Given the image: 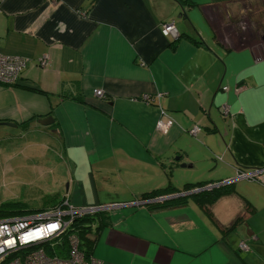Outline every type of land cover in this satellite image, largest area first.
Returning a JSON list of instances; mask_svg holds the SVG:
<instances>
[{
  "label": "crops",
  "instance_id": "0c3cea01",
  "mask_svg": "<svg viewBox=\"0 0 264 264\" xmlns=\"http://www.w3.org/2000/svg\"><path fill=\"white\" fill-rule=\"evenodd\" d=\"M255 2L264 5L0 2V54L28 61L13 85H0V122L56 141L67 176L62 196L73 206H118L106 211L107 227L98 234L92 227V257L101 264H264V185L235 182L234 194L209 206L211 218L193 202L150 213L137 200L168 182L176 189L212 185L239 169L264 168V56L239 33L246 28L249 39H264ZM243 15L246 26L236 19ZM172 21L177 42L160 33ZM47 117L52 125H39ZM33 118L26 132L18 129ZM196 126L200 131L190 135ZM239 218L235 230L223 232Z\"/></svg>",
  "mask_w": 264,
  "mask_h": 264
},
{
  "label": "built area",
  "instance_id": "2783aa9c",
  "mask_svg": "<svg viewBox=\"0 0 264 264\" xmlns=\"http://www.w3.org/2000/svg\"><path fill=\"white\" fill-rule=\"evenodd\" d=\"M160 33L164 37L174 39L178 37L173 21L162 24ZM45 63V57L38 60L40 66H44ZM26 65L27 60L24 58L0 54V85L14 84ZM222 90L227 91L228 88L223 87ZM94 95L101 99L104 98L99 90L94 91ZM143 99L149 101L147 96ZM220 111L222 116L228 115L227 106H222ZM161 126L163 129L164 125L161 122L156 125L157 129ZM199 131L200 128L196 126L189 131V134L195 135ZM241 180L264 185V168L237 172L234 179L222 184H231ZM114 207L118 206L75 207L65 201L62 207L56 209L0 220V264H101L93 257L90 258L89 263L84 260L79 251L78 237L69 234L68 229L77 217L94 215L105 210H112ZM239 248L244 251L248 249V246L240 243Z\"/></svg>",
  "mask_w": 264,
  "mask_h": 264
},
{
  "label": "rangeland",
  "instance_id": "374dc122",
  "mask_svg": "<svg viewBox=\"0 0 264 264\" xmlns=\"http://www.w3.org/2000/svg\"><path fill=\"white\" fill-rule=\"evenodd\" d=\"M248 8L245 6L243 10ZM251 8H261V14H264V5H258L255 2L251 4ZM247 18L243 15L236 19L239 24L242 23L243 26H246ZM254 18L261 19L264 23V17L254 15ZM245 29L239 32L242 33L241 36L245 37H241V41L244 43L251 42L252 45H255L254 48L257 53L264 56V48L259 46L264 43V39L259 36L255 37L257 40L249 39L246 35L250 34ZM142 100L148 101L144 100L143 97ZM4 133L11 134L3 135ZM1 135L0 203L18 202L30 210H38L46 206L45 199L48 195L58 194L62 196L66 187L64 178L67 176L65 175L66 168L61 169L58 166H63V160L56 141H52L47 133L44 135L20 134L16 130L4 127H0Z\"/></svg>",
  "mask_w": 264,
  "mask_h": 264
},
{
  "label": "trees",
  "instance_id": "16d2710c",
  "mask_svg": "<svg viewBox=\"0 0 264 264\" xmlns=\"http://www.w3.org/2000/svg\"><path fill=\"white\" fill-rule=\"evenodd\" d=\"M188 38H189L188 39L189 42L195 45L201 44L199 40H195L190 37ZM180 39L181 36H178L173 41L177 42ZM29 90L33 92L41 93L39 90H33V89H29ZM35 121H37V119L33 118L26 121L25 123L18 124V129L23 132H26L30 128L31 124H33V122ZM238 172H247V171L239 169ZM165 175L167 176V178H169V173H165ZM241 181H245V180H241ZM224 182L226 181L215 183V184H221L216 188L209 190H201L189 196H183L162 202H154L158 198L167 197L179 193H186L196 189H204L205 187L211 185V184H194V185L186 184L181 189H176L173 187V185L170 182H168L167 186H165L164 188H159L144 193L140 195L137 200L141 202H148L145 205V208L150 213L155 211L157 212V211L181 208L186 206L188 202H193L196 206H198L201 210H203V212H205L207 217L211 218L212 216L208 210L209 206L215 203L219 198L224 196H229L235 193L233 186L234 183L237 181L231 184H222ZM249 182H253V181H249ZM212 185H214V183ZM65 201L69 202V199L66 195L64 196H59L58 194L48 195V197H46L45 199L46 206L38 210H30L25 205L18 202L0 203V220H6L14 217L25 216L29 214L44 212L51 209H56L58 207H62V204ZM241 220L242 219L240 218L236 219L223 232L227 233L235 230V228L241 223ZM108 222H109L108 212L102 211L94 215H85V216L77 217L69 227L68 233L76 235L79 239V251L86 262L89 263L90 258L92 257L93 254L92 251L96 242L95 236L90 237L93 236L92 227L96 226L94 230V234L95 233L98 234L100 230L108 226Z\"/></svg>",
  "mask_w": 264,
  "mask_h": 264
},
{
  "label": "water",
  "instance_id": "95a60500",
  "mask_svg": "<svg viewBox=\"0 0 264 264\" xmlns=\"http://www.w3.org/2000/svg\"><path fill=\"white\" fill-rule=\"evenodd\" d=\"M38 123H39V125H41L43 127H47V126L52 125L53 120H52L51 117H47L45 119L40 120ZM0 127H8V128L16 129L17 128V125L15 123L0 122ZM175 161H178V158H175ZM189 167H191V165H180V168H189ZM218 186H220V185H215L214 184L212 186L205 187L204 189L193 190V191L186 192V193H179V194L171 195L169 197L160 198V199H157L154 202H162V201L171 200V199H175V198H179V197H183V196H189V195L194 194V193H197V192H199L201 190H206L208 188L211 189V188H215V187H218ZM147 203L148 202H145L144 204H147Z\"/></svg>",
  "mask_w": 264,
  "mask_h": 264
},
{
  "label": "bare ground",
  "instance_id": "6f19581e",
  "mask_svg": "<svg viewBox=\"0 0 264 264\" xmlns=\"http://www.w3.org/2000/svg\"><path fill=\"white\" fill-rule=\"evenodd\" d=\"M28 62V61H27ZM27 66V65H26ZM26 68V67H25ZM13 85V84H12Z\"/></svg>",
  "mask_w": 264,
  "mask_h": 264
},
{
  "label": "flooded vegetation",
  "instance_id": "af4514ba",
  "mask_svg": "<svg viewBox=\"0 0 264 264\" xmlns=\"http://www.w3.org/2000/svg\"><path fill=\"white\" fill-rule=\"evenodd\" d=\"M262 37V36H261Z\"/></svg>",
  "mask_w": 264,
  "mask_h": 264
}]
</instances>
